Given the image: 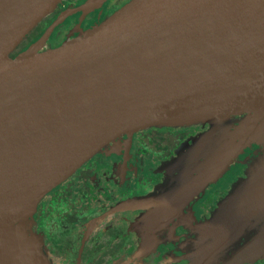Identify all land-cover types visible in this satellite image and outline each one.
Listing matches in <instances>:
<instances>
[{"label":"water","instance_id":"water-1","mask_svg":"<svg viewBox=\"0 0 264 264\" xmlns=\"http://www.w3.org/2000/svg\"><path fill=\"white\" fill-rule=\"evenodd\" d=\"M64 1L0 0V229L16 222L21 238L18 248L0 238V264H45L32 228L40 202L124 135L242 118L197 176L199 187L251 141H264V0H130L44 49L66 17L106 1L87 0L20 51ZM262 188L264 171L223 204L202 259L214 262L264 212V196H247ZM262 258L264 228L228 264Z\"/></svg>","mask_w":264,"mask_h":264},{"label":"flooded vegetation","instance_id":"flooded-vegetation-1","mask_svg":"<svg viewBox=\"0 0 264 264\" xmlns=\"http://www.w3.org/2000/svg\"><path fill=\"white\" fill-rule=\"evenodd\" d=\"M86 1L65 0L62 2L50 18L27 36L20 51L28 48L30 43L27 45L25 43L44 23L57 19L64 11L76 10ZM129 1L106 0L101 7L89 13L77 11L69 15L54 29L44 49L56 47L68 39L78 37L81 29L88 30L101 23ZM59 29L68 30L65 38L62 39L63 33L62 31L59 33ZM57 33L59 34L56 35ZM233 121L234 119L229 121L227 126H225L226 123L221 126L227 129L231 127ZM154 128L156 127L127 136L133 139L139 135L141 142L145 141L154 154L152 149L165 146L170 132H163L160 128L152 131ZM185 128L196 132L194 134L197 137V143L187 152H182L180 159L178 158L179 160L170 169L174 172L180 167L179 173L183 175L191 172L192 167L197 163L195 160L199 159L206 149H211L213 141L219 137L215 127L196 128L191 125ZM211 130L214 131L212 135H210ZM214 155L210 157V160ZM239 157L234 161H237ZM104 161L106 166L101 171L95 175L92 173L87 175L91 185L86 183V178H83L80 179L81 184L78 183L72 190H62L60 207L53 209L41 219L39 217L35 224L38 232L45 238L50 251L64 264H228L235 255L232 254L237 248V246L233 247L235 243L240 240L243 246L260 233L261 229L254 235L248 234L259 227L264 219V212L251 218L245 234L223 254H219L220 256L214 259V262L209 260L207 262L201 258L203 248L215 238L216 230H211L209 223L213 216L222 211L223 197L227 196L229 189L239 182L242 172L239 170V173L234 174V178L228 183L227 181L223 184L219 182L218 186H213L211 190L210 186L214 185L228 169L231 171L234 161L217 178L201 187L196 184L197 176L206 169L208 163L199 174L161 194L137 195L122 200H117L116 195L123 190L138 187V178L145 167V162L138 157L131 145L118 149L114 154L111 153L105 157ZM160 164H151L146 161V169H156ZM182 164L184 165L181 167ZM237 168L236 166L235 169ZM70 178L52 192L60 189ZM168 179L167 177L158 181L153 179V183L146 185L153 184L157 188ZM247 196L249 199L261 200L264 189H257V192ZM43 200L38 206V211ZM241 205L239 203L237 207L240 208ZM250 205L253 207V203L250 202ZM213 231L214 234H212ZM243 264H264V258Z\"/></svg>","mask_w":264,"mask_h":264},{"label":"rangeland","instance_id":"rangeland-1","mask_svg":"<svg viewBox=\"0 0 264 264\" xmlns=\"http://www.w3.org/2000/svg\"><path fill=\"white\" fill-rule=\"evenodd\" d=\"M117 1V0H116ZM123 1V0H122ZM126 1V0H125ZM120 5V4H119ZM56 21V19H51L48 22L44 23L36 32L33 33V36H30L28 41L25 43L27 45L30 43L28 47L33 45L35 42L34 40L39 38L41 39L43 35L45 34L46 30ZM87 30V29H86ZM62 31V29H59V33ZM85 31V29H81L80 33ZM68 30L62 31L63 36L62 39L65 38L66 33ZM57 33L56 35H58ZM32 37V38H31ZM70 37V36H69ZM242 118H235L233 121V124L231 127H228L227 129H224V126H216L217 139L214 140L212 143V148L206 149V152L202 154V156L199 159H196L197 162L195 166L192 167V170L189 174L183 175L180 174L181 168L179 167L176 171L171 172V168L174 166L177 160H179L181 157V153L187 152L190 148L195 146L197 143V137L194 134L195 131L189 130L185 127H156L152 129V131L163 130V132L170 131L169 139L166 141L165 146L161 147H155L156 149H152V151L149 147V145H146L145 141L141 142V139L139 135H137L135 138L131 139V137L125 135L115 142L111 143L110 145L106 146L98 155H96L92 160L87 162L76 174H74L65 184H63L60 189H56L51 194H48L46 198L43 200V203L40 207V210L35 213L34 216V224L32 225L33 231H35V234L37 233V240L39 241V248L42 252L45 254V264H64L60 261L59 258H57L51 251L48 245L45 242V238L43 235L38 232V230L35 227V224L37 223V219H40L45 217V215H48L53 209H57V207L61 205L62 199L60 192L63 190H72L78 183L81 184V180L83 178H86V183L91 185V181H89L88 174L92 173L95 175L98 171H101L105 166L106 162L104 161L105 157L110 155L111 153L114 154L118 149L121 150L126 145L133 146V150L136 154H138V157H141V159L145 162V167L141 171V174L138 178V187L135 189H129V190H123L119 194L116 195L117 200H122L124 198L128 197H135L137 195L139 196H147V195H154V194H161L163 191L172 188L173 186H176L179 183H182L195 175L199 174L202 171V168L205 164L208 163L210 160V157L214 155L219 148L222 146L224 141L226 140L227 136L232 133V131L239 125ZM228 123H226L225 126H227ZM264 125V124H263ZM196 128H204L209 127L212 128L213 125L210 123H199L193 125ZM263 130V129H262ZM261 130V131H262ZM196 133V132H195ZM264 136V132H263ZM256 145V147H254ZM158 153V154H157ZM156 154V155H155ZM168 156V158H166ZM179 158V159H178ZM100 161V162H99ZM146 161L150 162L151 164H158L161 163L156 169L153 170H147L146 169ZM184 164L181 165V167ZM236 166L238 167L237 169ZM231 171L228 169L225 174L221 176V178L214 184L210 186L213 188V186H218V183H224L227 181L230 182L231 179L234 178V174L239 173V170L242 172V176L239 178V182L235 183L231 189L227 190L229 193L227 196L223 197L224 202L222 205L229 200V198L241 189L242 187L251 184V182L254 181V179L260 175L261 172L264 171V141L263 142H257V140L251 141L248 146H246L243 151L240 153V157L237 161H234L233 165L231 166ZM245 170V171H244ZM167 177L169 178L168 181L164 182L161 186L155 188L153 184L146 185L148 183H153V179L159 180L161 178ZM159 178V179H158ZM242 178V179H241ZM132 180V179H130ZM146 185V186H145ZM221 198V200H223ZM216 216V215H215ZM213 216V218L215 217ZM47 218V217H46ZM87 227V226H86ZM264 228V219L260 223L259 227H257L255 230L251 231L248 234L254 235L257 231L260 229L262 230ZM85 229V226L83 227V231ZM260 230V231H261ZM39 234V235H38ZM43 237V238H42ZM245 237V236H244ZM247 238V237H246ZM245 239V238H244ZM243 239V240H244ZM242 240V241H243ZM240 241V240H239ZM237 242L233 245V247L237 246V248L234 250L232 254H237L245 245L242 246V242ZM77 245V243H76ZM232 247V249H233Z\"/></svg>","mask_w":264,"mask_h":264},{"label":"bare ground","instance_id":"bare-ground-1","mask_svg":"<svg viewBox=\"0 0 264 264\" xmlns=\"http://www.w3.org/2000/svg\"><path fill=\"white\" fill-rule=\"evenodd\" d=\"M37 47H39L37 45ZM34 47V48H37ZM20 226L16 222L9 223L0 229V238L5 240L9 245L13 247H20Z\"/></svg>","mask_w":264,"mask_h":264}]
</instances>
